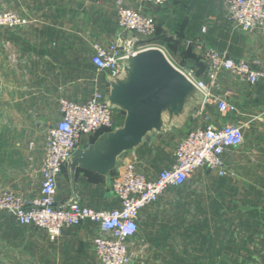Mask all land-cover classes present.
<instances>
[{"label":"crops","instance_id":"crops-1","mask_svg":"<svg viewBox=\"0 0 264 264\" xmlns=\"http://www.w3.org/2000/svg\"><path fill=\"white\" fill-rule=\"evenodd\" d=\"M190 1L168 0L161 6L143 5L136 0H124V3L155 19L152 44L162 47V37H165L181 41L179 45L183 47L192 45L184 50L193 60L181 58L179 50L162 48L167 59L180 69L193 70L202 77L203 56L197 57L196 52H203L206 47L224 51L235 61L255 60L264 69L262 33L236 29L228 19L222 0H199L187 13ZM9 2L15 13L30 17L31 21L14 28H0V192H15L31 200L39 196V168L46 130L60 119L58 99L83 103L89 98L96 74L90 64L92 46L107 45L121 32L116 24L113 0ZM107 76L104 73L97 78L96 86L103 92H106ZM221 86L229 91L228 101L238 112L221 115L214 106H208L197 120L192 119L197 111L193 110L188 120L192 128L230 123L243 127V144L226 153L223 160L228 169L231 164L250 168V176L256 177L250 190L257 193L258 199L264 193V83L250 86L224 75ZM123 119V113L116 111V127L122 125ZM186 133L176 136L168 151L159 148L165 134L153 143L146 141L133 153L121 155L117 165L132 161L139 173L153 179L173 163L176 144ZM99 135L82 137L77 149L87 148ZM63 183L65 189L58 187L59 202L72 196L65 167L58 177V186ZM193 188V192H198V186ZM234 188L225 185L224 191L236 192ZM75 193L81 205L94 210L118 206L104 178L92 173L77 172ZM167 193L139 214V243L144 248L156 245L161 238L167 251L159 255L192 257L188 264H264V204L261 201H257V208L261 210L257 209L250 222L236 215L217 223L212 222L205 201L193 198L187 201L185 219L180 221L175 216L170 220V231H160L159 220ZM225 202L229 208L231 201ZM98 234L97 226L84 222L50 241L44 231L20 226L13 217L0 213V264H99L92 247V240Z\"/></svg>","mask_w":264,"mask_h":264},{"label":"built area","instance_id":"built-area-1","mask_svg":"<svg viewBox=\"0 0 264 264\" xmlns=\"http://www.w3.org/2000/svg\"><path fill=\"white\" fill-rule=\"evenodd\" d=\"M139 4L161 6L168 0H136ZM116 24L120 35L107 45L94 44L90 64L95 69L94 88L83 103L66 98L58 99L60 119L45 133L39 168V196L25 200L11 191L0 192V213L14 218L20 226L44 231L50 241L62 232L84 222L95 225L99 234L92 240V247L99 264H131L129 242L138 232V219L142 210L155 204L169 189L180 188L197 171L206 169L224 178L230 175L223 156L243 144V127L230 123L221 126L199 125L179 139L174 161L148 179L138 172L132 161L116 166L111 178V195L117 207L94 210L76 203L65 207L57 200L58 177L66 161L77 149L82 137L116 128L115 110L104 103L105 92L97 84L100 74L111 78L119 75L122 61L139 51L158 48L149 42L156 32L153 17L128 7L124 0H113ZM230 22L241 32L259 31L264 35V0H222ZM27 20L12 11L0 12V28H14L27 24ZM125 33L136 35L141 43L125 41ZM161 50V49H160ZM162 51V50H161ZM202 77L193 70H179L202 95L203 103L192 119L201 117L208 106H214L221 115H234L237 108L228 101L229 91L221 86L224 75L256 86L264 83V69L255 60L231 59L226 52L213 47L203 51ZM31 148V147H30Z\"/></svg>","mask_w":264,"mask_h":264},{"label":"water","instance_id":"water-1","mask_svg":"<svg viewBox=\"0 0 264 264\" xmlns=\"http://www.w3.org/2000/svg\"><path fill=\"white\" fill-rule=\"evenodd\" d=\"M199 0H191L187 13ZM104 103L123 113L121 126L99 135L85 149H76L66 161L72 196L65 207L79 203L75 193L78 171L104 178L111 189L112 174L118 158L133 153L146 141L153 143L171 127L188 120L193 110L201 108L202 95L167 59L163 51L150 48L122 61L117 77H106Z\"/></svg>","mask_w":264,"mask_h":264},{"label":"rangeland","instance_id":"rangeland-1","mask_svg":"<svg viewBox=\"0 0 264 264\" xmlns=\"http://www.w3.org/2000/svg\"><path fill=\"white\" fill-rule=\"evenodd\" d=\"M12 3L6 0L0 1V12L3 11H12L15 12L12 8ZM19 15V14H18ZM29 23L31 20L30 17L20 15ZM125 41L135 40L140 43L139 38L132 33H125L122 35ZM181 41H172L166 40L161 42L160 48L161 50L170 49L171 51L179 50L178 55L181 58H186L187 51H185L186 46L179 45ZM154 45V44H153ZM178 45V46H177ZM177 46V47H176ZM191 48V44L188 45ZM179 48V49H178ZM214 48V47H213ZM204 51V50H203ZM168 52V51H166ZM201 52H196V56L202 58ZM195 56V57H196ZM187 59V58H186ZM175 67L174 63H172ZM180 68V67H177ZM96 73V72H95ZM96 75V74H95ZM192 128V123L189 120H184L182 124H179L178 127H171L166 133V137L164 142H161L159 148H162L163 151H168L173 147L174 140L176 136L186 133L189 129ZM230 175L224 178L218 177L215 172L209 170H200L195 172L183 186H186L182 189L172 188L169 189L166 193L165 207L164 210L161 211L160 220H159V230L170 231V220L178 216V219L181 221L185 219L188 211L187 201L193 199L195 201H205V206L210 210V216L212 222H223V218L225 217H242L243 221L250 222V220L255 217L257 212V201L262 202L264 204V193L261 197L257 199L255 192H252L250 189L252 187V183L256 180V177L250 176V168H237L234 164H231ZM228 185L229 187L234 186V189L237 191H232L230 193H226L224 190V186ZM63 185H59V189H65ZM194 186H198V192H193ZM204 190V191H203ZM170 191V192H169ZM194 196V197H193ZM170 200H173V203H170ZM225 201H231L229 208L226 207ZM192 205V204H191ZM260 207V205H259ZM202 211V209H200ZM261 210V209H258ZM167 243V242H164ZM165 245V244H164ZM129 251L131 254V264H188L192 257L187 256H170V255H159L158 253L163 251H167V248L163 246V241L161 238L157 239V244L150 246V248H144L142 244L139 243V235L138 232L135 237L129 242ZM217 258V257H216ZM224 259L225 257H220Z\"/></svg>","mask_w":264,"mask_h":264},{"label":"trees","instance_id":"trees-1","mask_svg":"<svg viewBox=\"0 0 264 264\" xmlns=\"http://www.w3.org/2000/svg\"><path fill=\"white\" fill-rule=\"evenodd\" d=\"M155 34H156V32H155ZM154 36H155V35H154ZM164 39H165V37H162V41H164ZM166 40H169V39H165V41H166ZM149 42H153V38L150 39ZM186 57L189 58V59H192V60L194 59V57L191 56L189 52H187ZM197 61H198V60H197ZM98 134H101V132L98 133Z\"/></svg>","mask_w":264,"mask_h":264}]
</instances>
